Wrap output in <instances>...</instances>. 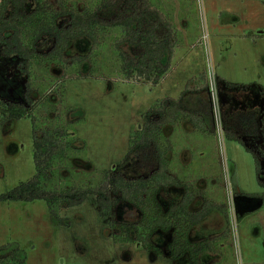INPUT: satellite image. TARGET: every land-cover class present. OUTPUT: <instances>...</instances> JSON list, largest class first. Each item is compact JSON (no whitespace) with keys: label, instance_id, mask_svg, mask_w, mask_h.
<instances>
[{"label":"rangeland","instance_id":"374dc122","mask_svg":"<svg viewBox=\"0 0 264 264\" xmlns=\"http://www.w3.org/2000/svg\"><path fill=\"white\" fill-rule=\"evenodd\" d=\"M96 1L67 0L79 9L93 6ZM158 2L171 14L177 31L181 35L185 30L188 33L187 42L182 41L183 44L175 47V61H182L187 52L191 53L194 63L204 69L207 82V56L203 44L199 43L202 21H206L216 73L238 84L227 88L219 76L223 127L224 111L230 113L260 105L261 97L255 85L264 88V2L252 0L245 8L238 7L242 9L239 10L241 19L246 22L237 26L225 25L230 14L220 21L219 12L224 13L230 7L228 0ZM32 6L33 1L29 0L28 9ZM119 32V29L102 31L101 45L84 62L73 61L72 57L90 54L92 41L86 37L75 39L66 52L68 66L44 59L35 63L34 103L27 104L32 117L0 123V194L35 174L32 118L41 124L40 130L61 126L70 137L76 138L65 158L51 170L52 186L62 188L68 180L74 184H89L100 179L103 172L110 173L121 167L129 176L140 174L131 162L123 167L122 159L128 151L131 130L143 124L142 114L160 97L164 86L121 75L114 49ZM52 44L53 39H46L38 43V48L46 51ZM26 81V75L17 68V59L0 44V98L6 102L24 101ZM217 128L222 131V127L215 124L217 143L206 149H209L208 163L175 165L174 170L170 168L171 173L177 177L187 176L194 189L201 190L202 195L205 191L211 193L207 196L229 209L228 232L221 238L229 246L223 250L221 264H264V207L260 211H249L238 205L243 199L263 203L260 196L246 194L264 193V158L257 175L252 153L239 141L226 137L219 141ZM258 140L262 142L261 135ZM202 167L205 180L195 175ZM169 188L177 193L185 191L183 187ZM166 192L160 193L161 202L168 199ZM228 192L234 194L232 202L228 200ZM200 198L198 203L203 199ZM130 211H135L133 205L121 202L115 205L111 216L104 218L99 214L96 196L91 194L79 205L60 208L56 224L45 200L1 201L0 247L17 242L26 252L27 264H171L173 260L168 254L158 256L138 242H115L109 236L119 233V229L111 227L108 221H131L134 217ZM213 221L217 223L218 217H213ZM168 239L163 233L155 238L163 248L167 247Z\"/></svg>","mask_w":264,"mask_h":264},{"label":"trees","instance_id":"16d2710c","mask_svg":"<svg viewBox=\"0 0 264 264\" xmlns=\"http://www.w3.org/2000/svg\"><path fill=\"white\" fill-rule=\"evenodd\" d=\"M32 1L33 6L28 9L29 0H0V44L13 59H17V68L27 77L24 101L6 102L0 98L2 124L32 117L27 104L34 103L35 63L44 59L68 66L66 52L77 38L86 37L92 41L89 55L72 57L73 61L81 63L95 54L101 45L102 31L119 29L114 49L121 75L143 78L154 85L170 68L175 47L182 42L171 14L158 0H97L93 6L85 5L82 9L70 5L67 0ZM46 39H53V44L46 51L39 50L38 43ZM255 88L264 98V88L256 85ZM177 103L178 100L173 98L156 99L142 114L143 124L131 130L128 151L121 165L124 167L131 162L140 172L138 176H129L121 167L110 173L103 172L100 179L89 184H74L68 180L62 188L51 185V170L65 158L76 138L70 137L61 126L40 130V123L32 118L35 174L0 194V202L45 200L56 224L59 223L60 208L79 205L91 194L96 196L99 214L104 218L112 215L115 205L127 202L135 208L130 211L133 220L108 221L111 227L119 229V233L109 235L115 242H138L160 256L166 250L155 238L161 231H170L171 240L167 245L170 257L175 260L189 251L192 264H199V254L216 251L215 245L211 240L192 242L189 232L214 207L212 202L206 201L200 209L191 210L193 200L202 191L194 189L188 179L171 173L168 153L172 147L167 142L166 124L175 117ZM259 111L258 108L235 111L231 118L224 111L226 138L239 141L252 153L257 175L264 158V121H259ZM260 112L264 115V104ZM210 116L214 123L212 105ZM260 135L262 142L257 141ZM170 186L183 187L185 191L180 200L171 201L164 207L159 195ZM246 195L260 196L264 200V193ZM227 232L228 229L224 235ZM0 264H27L26 252L17 242L4 244L0 247Z\"/></svg>","mask_w":264,"mask_h":264},{"label":"crops","instance_id":"0c3cea01","mask_svg":"<svg viewBox=\"0 0 264 264\" xmlns=\"http://www.w3.org/2000/svg\"><path fill=\"white\" fill-rule=\"evenodd\" d=\"M250 1L252 0H228V5L230 4V7L228 6L225 9L224 13H222L221 11L219 12V16L221 17L220 21L224 20V18L222 19V17H227L230 14L231 17L226 20L225 25H227V23L229 25L245 24L246 21L241 19L242 12L239 11L242 9H238V7L241 8L243 6L245 8L246 4H248ZM187 26H189V24H187ZM241 33L244 34L245 31L243 30ZM184 35L182 33V41L187 42V30L184 31ZM183 50L187 51V48L184 47ZM172 58L173 59L171 60L170 68L158 83L159 85L164 86V88L161 91L160 97L157 99L173 98L178 100V103L176 104L175 117H173L169 124H166V134L168 139L167 142L170 143L172 147V150L169 152L168 156H170L171 168L174 170V166L179 164L189 165L191 163H195L196 165H203L205 163H208L209 161L207 158L209 155V149L207 151L206 149L215 146V144L217 143V139L215 136L216 130L214 127V123L212 120H210L211 98L207 90L208 88L204 69L194 63V58L189 52H187V55L184 56L182 61H175V58ZM219 76L221 82L225 83L226 87L228 86L227 88H234L230 87L227 84L231 82L226 80V77H222L221 75ZM149 82L152 84L151 81ZM259 101L260 105H256L249 109L258 108L261 111L264 104V98H260ZM249 109H236L227 114L229 118H231L234 115L235 111ZM260 111L259 121L262 123L264 121V115ZM177 142H180V145H178ZM201 173H204L203 167L200 168L199 173H196L195 175L205 180L206 176H203ZM178 177L186 179L187 176L179 175ZM174 187L176 189V186ZM173 189L174 188L167 189L166 193L168 195V199H164V203L162 202L164 207H167L171 201L180 200L184 194V191H182V193H177L172 191ZM205 192L203 195L202 193L197 194L196 198L193 200L190 206L191 210L195 211L200 209L206 201L212 202L214 209L210 214L203 217L198 224L192 226L189 235L192 242L211 240L215 245L216 251L207 250L199 254V264H221L220 261H222V259L224 258L223 250H226L229 246L228 242H226L225 239H221L225 237L224 233L229 226L228 212L226 209L227 207L221 206L219 202H214V199L207 196H211V193L209 194L208 192ZM175 194H177V197H174ZM200 197H202L203 199L201 203H198L197 200H200ZM255 199L257 201V198ZM238 205L243 206L249 211H255L258 209L260 211L264 207V200L261 204H255V202L250 203L247 199H243L238 202ZM213 217H218L217 223H214ZM161 233L168 236L169 243L171 240V232L161 231ZM165 250L166 251L160 256H166V254L170 256L169 253H167V247L165 248ZM171 264H192L189 251H186L182 256L171 261Z\"/></svg>","mask_w":264,"mask_h":264},{"label":"built area","instance_id":"2783aa9c","mask_svg":"<svg viewBox=\"0 0 264 264\" xmlns=\"http://www.w3.org/2000/svg\"><path fill=\"white\" fill-rule=\"evenodd\" d=\"M202 5V4H201ZM202 41H199V43L203 44L204 49H205V53L207 56V87L209 90V95L211 98V105H212V111H213V117H214V125L216 124V127H222V131L218 130L217 131L219 134V141H221L222 139H224V137H226L225 135V130L222 124V117L220 115V100H219V96H218V80H219V76L215 71V66L212 62V58H211V53H210V46H209V31L206 25V21H202ZM216 130V129H215ZM225 168H227L228 171V165L226 164ZM231 191V190H230ZM234 199V194L231 192H228V200H230V202H232V200ZM229 208V206H228ZM229 211V209H227V212ZM229 215V212H228ZM231 215V213H230Z\"/></svg>","mask_w":264,"mask_h":264},{"label":"water","instance_id":"95a60500","mask_svg":"<svg viewBox=\"0 0 264 264\" xmlns=\"http://www.w3.org/2000/svg\"><path fill=\"white\" fill-rule=\"evenodd\" d=\"M12 91V88L10 89V92Z\"/></svg>","mask_w":264,"mask_h":264}]
</instances>
